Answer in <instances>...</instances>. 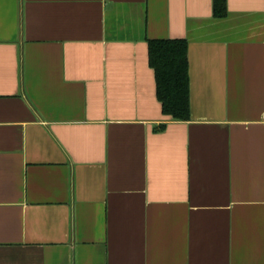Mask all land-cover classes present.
<instances>
[{"label":"crops","instance_id":"crops-1","mask_svg":"<svg viewBox=\"0 0 264 264\" xmlns=\"http://www.w3.org/2000/svg\"><path fill=\"white\" fill-rule=\"evenodd\" d=\"M226 1L0 0V264H264V0Z\"/></svg>","mask_w":264,"mask_h":264},{"label":"trees","instance_id":"trees-1","mask_svg":"<svg viewBox=\"0 0 264 264\" xmlns=\"http://www.w3.org/2000/svg\"><path fill=\"white\" fill-rule=\"evenodd\" d=\"M214 14H227V1L214 0ZM149 65L154 70L156 94L164 115L190 119L188 43L184 39L149 40Z\"/></svg>","mask_w":264,"mask_h":264}]
</instances>
